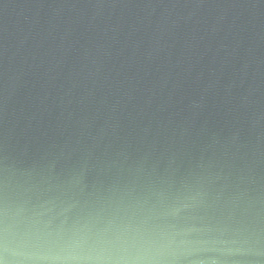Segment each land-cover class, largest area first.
<instances>
[{
    "label": "water",
    "instance_id": "1",
    "mask_svg": "<svg viewBox=\"0 0 264 264\" xmlns=\"http://www.w3.org/2000/svg\"><path fill=\"white\" fill-rule=\"evenodd\" d=\"M0 259L264 264V0H0Z\"/></svg>",
    "mask_w": 264,
    "mask_h": 264
},
{
    "label": "clouds",
    "instance_id": "2",
    "mask_svg": "<svg viewBox=\"0 0 264 264\" xmlns=\"http://www.w3.org/2000/svg\"><path fill=\"white\" fill-rule=\"evenodd\" d=\"M0 264H8V262L4 259H0Z\"/></svg>",
    "mask_w": 264,
    "mask_h": 264
}]
</instances>
